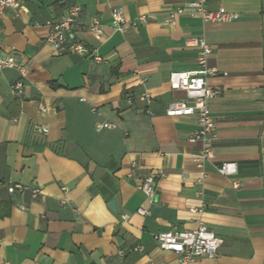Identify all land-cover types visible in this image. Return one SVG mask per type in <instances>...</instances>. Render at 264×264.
Instances as JSON below:
<instances>
[{
	"label": "crops",
	"instance_id": "crops-1",
	"mask_svg": "<svg viewBox=\"0 0 264 264\" xmlns=\"http://www.w3.org/2000/svg\"><path fill=\"white\" fill-rule=\"evenodd\" d=\"M192 1L22 0L4 11L0 59L15 67L0 70V183L41 195L0 192V263L179 264L153 237L201 224L223 244L191 264H264V0H210V10L234 15L229 23L204 24L189 12L170 19ZM72 4L82 8L77 38L100 64L45 43ZM117 8L129 23L122 32L111 24ZM93 18L100 39L88 31ZM191 38L207 42L217 71L207 79L218 93L208 103L214 159L202 169L194 159L203 144L190 141L195 118L165 115L184 99L170 90V74L198 69ZM223 163H235L237 174L219 175ZM154 171L164 176L149 205L138 185Z\"/></svg>",
	"mask_w": 264,
	"mask_h": 264
},
{
	"label": "built area",
	"instance_id": "built-area-1",
	"mask_svg": "<svg viewBox=\"0 0 264 264\" xmlns=\"http://www.w3.org/2000/svg\"><path fill=\"white\" fill-rule=\"evenodd\" d=\"M210 0H194L186 3L183 7H177L170 14V19L182 16L189 12L196 15L204 24H224L233 20L234 15L226 13L222 9L210 10L208 5ZM22 7V0H0V17L4 11L11 9L13 11ZM82 8L77 4L68 6L65 15L58 21L50 24V31L45 39V43L52 46L58 53H74L78 56L90 57L94 63L100 64L103 59L95 51H90L77 38L76 27ZM139 22L144 23L145 18L141 17ZM111 24L115 31L122 32L129 24L124 18L121 8L114 9L111 12ZM134 25V23H130ZM88 31L96 38L103 36L102 25L98 19H91ZM186 47L196 48L198 51L197 66L198 69L193 72H173L169 77V87L171 91L181 92L184 99L171 102L165 115L169 118H187L194 117L197 124V130L193 133L190 141L192 143L200 142L203 144L201 153L194 159L199 169L203 168L205 163L214 159L211 143L215 139L216 124L208 107L210 100L217 96L207 82L211 76H215L217 71L208 66V58L212 50L203 38H191L185 43ZM13 58L0 59V70L5 68H14ZM21 84H16L14 90L18 91ZM140 101L150 103L151 97L143 94L139 97ZM41 111H45L40 107ZM98 128H110V125H102ZM38 132L46 133L45 129H39ZM217 173L224 177H234L237 174L235 163H223L217 169ZM204 176V173H201ZM164 176L162 171H154L145 174L139 182L138 189L147 199L149 205H153L158 195V181ZM234 189L239 187L237 182H233ZM5 193L14 199H22L28 196L31 200H36L41 195V190L36 186H23L20 184L0 183V192ZM1 202V195H0ZM17 207L25 210L24 204L19 203ZM137 214L144 217L149 215L148 209L139 208ZM125 217L124 219H126ZM157 246L171 252L179 257V264H191L195 259L206 257L212 259L216 256L223 240L208 231L203 225H199L196 230L188 232L171 231L159 233L153 237ZM0 264H10L2 262Z\"/></svg>",
	"mask_w": 264,
	"mask_h": 264
},
{
	"label": "water",
	"instance_id": "water-1",
	"mask_svg": "<svg viewBox=\"0 0 264 264\" xmlns=\"http://www.w3.org/2000/svg\"><path fill=\"white\" fill-rule=\"evenodd\" d=\"M108 208L109 210L115 214L116 213V207H115V202L114 201H111L109 204H108Z\"/></svg>",
	"mask_w": 264,
	"mask_h": 264
}]
</instances>
